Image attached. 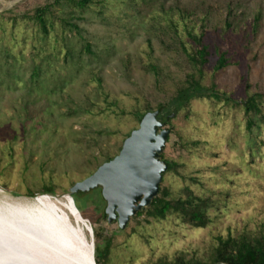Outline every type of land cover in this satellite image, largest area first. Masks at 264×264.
I'll list each match as a JSON object with an SVG mask.
<instances>
[{"label": "rangeland", "instance_id": "374dc122", "mask_svg": "<svg viewBox=\"0 0 264 264\" xmlns=\"http://www.w3.org/2000/svg\"><path fill=\"white\" fill-rule=\"evenodd\" d=\"M45 7L44 40L34 14ZM189 35L209 48L201 85L219 100L169 115L159 159L173 170L159 191L210 200L209 224L143 213L120 230L99 188L79 193L98 264H211L219 238L264 236V0H94L82 11L0 0V189L11 197L73 200L70 189L118 156L138 116L166 107L198 75ZM221 54L228 66L215 72ZM252 96L258 112L246 116L241 104Z\"/></svg>", "mask_w": 264, "mask_h": 264}, {"label": "trees", "instance_id": "16d2710c", "mask_svg": "<svg viewBox=\"0 0 264 264\" xmlns=\"http://www.w3.org/2000/svg\"><path fill=\"white\" fill-rule=\"evenodd\" d=\"M94 0H56V3L64 2L73 9L86 10L93 4ZM49 8L38 9L35 11V21L45 40L49 35L47 29V23L45 15ZM65 26L71 30L78 31V28L74 25H70L65 21H62ZM258 22V19H256ZM190 37V35H189ZM193 43L197 46L192 54H187V58L193 69L197 70L198 75L189 74L186 76L184 86L177 90L175 96L168 103L166 107H160L158 112V120L165 126L168 124V118L170 114L179 113L181 110L187 108L192 100L195 99H215L219 100V96L215 91L214 86L210 88H204L201 85L202 68L208 64V60L211 56L209 48L202 44V39L197 37H190ZM89 46L86 50L89 52ZM228 66V60L225 59V55L221 54L215 63L214 71L219 72ZM148 70L152 74H157V69L154 66L148 67ZM257 97L263 98L264 95H258ZM256 97L252 96L241 105L244 108L246 116L250 114H256L258 112ZM144 115H139L140 121ZM248 126H252L251 122H248ZM109 160L108 162H110ZM167 165V171L173 170V164L164 162ZM46 192L52 193V190L47 189ZM167 189H162L158 192V195L152 200L151 204L145 210H141L136 214L140 217L145 213L148 217L155 220L162 221L169 215H177L181 221L185 224H189L194 228L204 229L209 224V218L207 216V210L210 206V200L200 199L193 196L188 190H184L186 199H171V194ZM76 196V195H75ZM75 196H72L75 203ZM97 236V235H95ZM219 245L215 250L214 257L211 264H264V236L248 237L241 236L237 239L231 237L223 240L218 239ZM108 251V249H107ZM95 253V250H94ZM94 262L98 264L95 255ZM163 264V263H162ZM164 264H187L184 261L177 260L176 263H164Z\"/></svg>", "mask_w": 264, "mask_h": 264}, {"label": "bare ground", "instance_id": "6f19581e", "mask_svg": "<svg viewBox=\"0 0 264 264\" xmlns=\"http://www.w3.org/2000/svg\"><path fill=\"white\" fill-rule=\"evenodd\" d=\"M3 192L0 264H95L94 244L84 234L91 228L70 197L64 205L48 196L28 200Z\"/></svg>", "mask_w": 264, "mask_h": 264}, {"label": "water", "instance_id": "95a60500", "mask_svg": "<svg viewBox=\"0 0 264 264\" xmlns=\"http://www.w3.org/2000/svg\"><path fill=\"white\" fill-rule=\"evenodd\" d=\"M158 116V111L144 114L138 128L123 142L118 156L69 191L72 197L99 188L106 203L107 222L116 221L120 230L138 212L149 207L167 171V165L159 158L169 132L163 130Z\"/></svg>", "mask_w": 264, "mask_h": 264}]
</instances>
